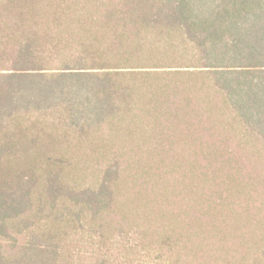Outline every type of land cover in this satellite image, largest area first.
I'll list each match as a JSON object with an SVG mask.
<instances>
[{"label": "trees", "instance_id": "16d2710c", "mask_svg": "<svg viewBox=\"0 0 264 264\" xmlns=\"http://www.w3.org/2000/svg\"><path fill=\"white\" fill-rule=\"evenodd\" d=\"M0 264H264V0H0Z\"/></svg>", "mask_w": 264, "mask_h": 264}, {"label": "rangeland", "instance_id": "374dc122", "mask_svg": "<svg viewBox=\"0 0 264 264\" xmlns=\"http://www.w3.org/2000/svg\"><path fill=\"white\" fill-rule=\"evenodd\" d=\"M49 124H52V121H48ZM95 136L91 135L89 136L90 139H94ZM96 141H103L102 136H97ZM53 142L50 143L49 145H56L59 146L58 148H63L64 146H67L68 141L65 139L54 136L53 137ZM25 145L21 146L18 149H13L10 152H16L14 158L18 159V162H29V163H38V164H51L54 165V163H62L64 165H73V164H94L97 162L96 158L102 156V157H107L110 156L108 152H97L94 153L91 150H88L87 148H95V145H89V141H83L79 139V137L74 138L69 141L68 145H71L74 149H59L55 150L52 149L50 146L47 144L43 143L40 139V142L36 141H30L28 143H24ZM37 146H35V145ZM109 144V142H108ZM31 146L30 148L27 146ZM92 146V147H91ZM98 147L101 145H97ZM49 147V150L47 149ZM137 156H144L145 157V162L151 163L152 158H151V153L144 152L141 153L137 152ZM126 156H133V153H124ZM176 156L179 158H186L187 153L178 151L175 153ZM20 159V160H19ZM180 159L181 163H185L184 160L186 159ZM123 163L120 164H124ZM138 162L142 163L141 159L139 158Z\"/></svg>", "mask_w": 264, "mask_h": 264}]
</instances>
